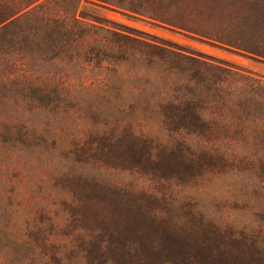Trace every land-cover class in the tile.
Wrapping results in <instances>:
<instances>
[{
    "label": "rangeland",
    "instance_id": "rangeland-1",
    "mask_svg": "<svg viewBox=\"0 0 264 264\" xmlns=\"http://www.w3.org/2000/svg\"><path fill=\"white\" fill-rule=\"evenodd\" d=\"M30 1L0 0V21ZM108 1L151 18L90 0H51L48 11L67 16L79 6L109 27L264 77V58L152 19L264 54V0ZM21 39L17 27L0 37V124L33 121L21 82L63 74L79 94L68 99L69 133L98 131L111 145L84 154L52 141L41 149L0 143V264H264V144L212 148L207 133L152 129L167 115L158 106L175 99H103L98 68L67 72Z\"/></svg>",
    "mask_w": 264,
    "mask_h": 264
},
{
    "label": "trees",
    "instance_id": "trees-1",
    "mask_svg": "<svg viewBox=\"0 0 264 264\" xmlns=\"http://www.w3.org/2000/svg\"><path fill=\"white\" fill-rule=\"evenodd\" d=\"M61 1L78 5L81 0ZM90 2L151 18L139 6L108 0ZM50 5L51 0H31L24 9L0 21L3 24L18 15L0 28V37L11 27H17L24 47L44 50L65 71L98 68V97L103 99H175L158 106L167 115L164 112L165 121L152 129L207 133L213 136V141L207 143L212 148L221 140L237 147L264 144V77L185 54L143 37L139 34L151 35L137 30L132 29L138 34L109 27L100 18H88L79 6L73 15H50ZM152 19L208 42L264 58V54L242 41ZM66 76L40 75L28 83L21 82L18 93L33 108L35 116L29 124H0V143L41 149L52 141L65 143L66 149L85 151L84 154L96 149V144L104 148L111 145L106 137L100 140L104 134L98 131L69 133V119L73 115L68 99H79V94L66 85ZM142 138L141 143L147 145L150 139ZM170 144L175 145L174 141L167 143ZM79 161L87 162L88 158Z\"/></svg>",
    "mask_w": 264,
    "mask_h": 264
}]
</instances>
